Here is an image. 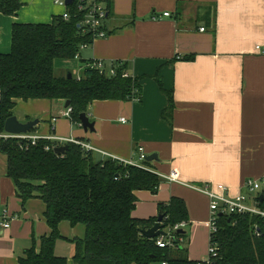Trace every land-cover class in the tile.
Masks as SVG:
<instances>
[{"label": "crops", "instance_id": "0c3cea01", "mask_svg": "<svg viewBox=\"0 0 264 264\" xmlns=\"http://www.w3.org/2000/svg\"><path fill=\"white\" fill-rule=\"evenodd\" d=\"M19 1L17 15L0 14V54L11 51L15 23L50 24L64 13L54 0ZM111 2L109 37L84 50L82 61L128 64L131 77L142 79L141 101L93 102L87 111L93 132L63 116L65 101H17L14 117L21 105L26 113L16 117L20 123L39 121L33 135L81 141L96 150L97 160L108 155L137 162L143 148L158 157L150 163L156 174L177 171L181 183L162 179L156 194L135 193L133 217L158 218L160 205L183 199L191 237L186 252L176 254L199 261L208 253L210 202L190 186L225 185L236 195L247 180L264 178V0ZM189 55L195 59L182 60ZM6 170L0 153V215L8 209L14 218L9 230L0 219V264H19L27 250L40 249L50 228L44 203L22 204ZM62 232L69 240L85 235L83 226L68 222L60 224Z\"/></svg>", "mask_w": 264, "mask_h": 264}, {"label": "trees", "instance_id": "16d2710c", "mask_svg": "<svg viewBox=\"0 0 264 264\" xmlns=\"http://www.w3.org/2000/svg\"><path fill=\"white\" fill-rule=\"evenodd\" d=\"M111 3L109 0L110 9ZM22 7L19 0H0V14L4 16H15ZM79 24L77 19L67 22L56 16L50 24L13 25L11 51L0 54V132H4L5 122L14 117L17 101H69L71 121L81 125V115L95 101L141 99L142 79L124 78L129 65L123 62L106 64L108 69L116 70L115 76L86 67L91 60L82 61L85 65L80 79L56 76V60L74 59L81 45L92 43ZM194 59L189 55L182 60ZM167 97L168 113L172 114V94L167 93ZM34 131L35 128L30 133ZM54 145L50 141H38L32 146L27 141L0 139V153L7 158L6 174L17 197L24 205L29 200H41L50 228V234L41 238L40 249L34 245L19 259V264H68V258L56 254L63 222L85 229L83 238L72 241L74 264H197L198 261L178 254L173 257L174 253L186 252L183 245L178 250L161 249L155 239L142 235V230L152 228L159 217L166 229L188 223V208L183 199L173 197L167 206L160 205L158 218L133 217L135 193L156 194L162 182L149 162L141 169L112 159L97 160L93 152L72 143L66 144L68 150L60 156L54 150H45ZM260 196L259 208L264 211V187ZM176 235L184 243L187 241L185 230ZM215 242L218 256L212 264H264V219L251 215L221 216Z\"/></svg>", "mask_w": 264, "mask_h": 264}, {"label": "built area", "instance_id": "2783aa9c", "mask_svg": "<svg viewBox=\"0 0 264 264\" xmlns=\"http://www.w3.org/2000/svg\"><path fill=\"white\" fill-rule=\"evenodd\" d=\"M54 5L64 9V13L61 15L63 20L69 22L71 19H77L80 21L78 25L82 30L84 35H89L92 43L83 44L80 46L79 53L76 54L75 59H81V53L84 50H87L93 46V44L102 39L109 37L107 22L109 19L110 8L109 0H72L71 4L68 3V0H54ZM163 17H170V13H164ZM204 32V29H201ZM88 68L96 69L100 74H110V76L116 75V70L114 68L108 69L106 63L103 61L92 60L91 63L85 65ZM124 78L131 77L129 72L124 73ZM80 79V78H78ZM140 98H134L132 102H140ZM72 108H66L63 116L71 119ZM123 123H126V119L121 120ZM54 130V129H53ZM0 139H17L21 141H27L32 146H35L38 141H50L58 145H54L53 148L46 147V151L54 150L61 147V145H66L69 143L80 145L82 149L88 152L96 151L92 146L77 141L74 139H64L54 136L42 137L39 135H33L31 133L13 135L8 134L5 131L0 132ZM139 160L137 162L132 160H123L114 156H108V159L114 161H119L127 166L137 167L145 169L144 164L147 162V155L143 148L138 149ZM163 180L172 182V183H181L180 175L177 171H173L169 175H160ZM264 187V178L261 180L249 179L243 185V190L239 194L232 195L229 193V189L225 185H219L216 189H213L209 185L204 186H190L193 190L205 195L210 202V220H209V234L210 242L208 247V253L206 257L202 258L197 262V264H212V260L218 256V245L215 242L216 235L219 232V219L221 216H246L251 215L255 217H260L264 219V211L259 208L258 197L260 192ZM1 226L4 230H9L11 228V223L13 217L9 213L8 209H4L0 215ZM188 227L187 222H182L170 227L168 229L164 228V234L156 238V245L161 248H170L173 250H178L180 246L184 244V241L178 237L176 234L179 231H184ZM257 227V226H255ZM256 233L259 235L260 230H257ZM166 264V263H163Z\"/></svg>", "mask_w": 264, "mask_h": 264}, {"label": "water", "instance_id": "95a60500", "mask_svg": "<svg viewBox=\"0 0 264 264\" xmlns=\"http://www.w3.org/2000/svg\"><path fill=\"white\" fill-rule=\"evenodd\" d=\"M72 0H68V3L71 4ZM68 78L72 79V74H68ZM66 108L70 106V102L67 101L65 104ZM81 119V125L84 128L85 131L90 130L94 131V123H91L89 120V116L87 113H84L80 117ZM39 124L38 120L35 121H30L27 123H20L16 117H12L8 119L5 122L4 125V131L8 134H13V135H21V134H27L30 133L37 125ZM68 150V146H62L59 148L55 149V154L56 155H63L66 151ZM158 157L156 155H151L147 157V162L151 163L153 161H157ZM260 199H263V195L260 196ZM163 218L159 217L158 221L156 224L147 230H142V235L150 240L156 239L159 236L163 235V229L164 226L162 225Z\"/></svg>", "mask_w": 264, "mask_h": 264}, {"label": "rangeland", "instance_id": "374dc122", "mask_svg": "<svg viewBox=\"0 0 264 264\" xmlns=\"http://www.w3.org/2000/svg\"><path fill=\"white\" fill-rule=\"evenodd\" d=\"M81 58H83L82 55H81ZM81 64H82L81 59H75V58L70 59V60H60V59L56 60L55 61V74L58 77L65 76L68 74H72L73 77L80 78V77H82V74H83V68H82V66H80ZM25 113H26V109L25 108L22 109V107L20 105L15 112V114H16L15 117L19 116V118H22L25 115ZM185 232L187 233L188 237H187V241L183 244V247H184V249L187 250L188 249L187 247L189 246V240L191 237V228H189V226H188V228L185 229ZM61 235H62V238L57 242V245H56V254L58 256L68 258V260L70 261L71 257H72V253H73V242L72 241L74 239L70 238V240H69L68 235L66 233H63V232ZM75 237L76 238H82L83 235H81V236L76 235ZM185 254L186 253H184V256H185ZM176 256H177V254L174 253L173 257H176Z\"/></svg>", "mask_w": 264, "mask_h": 264}]
</instances>
